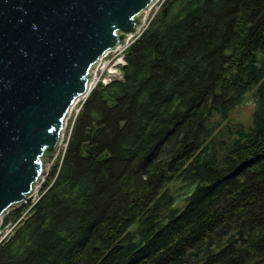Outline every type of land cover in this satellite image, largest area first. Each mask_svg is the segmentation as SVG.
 <instances>
[{
  "label": "trees",
  "instance_id": "1",
  "mask_svg": "<svg viewBox=\"0 0 264 264\" xmlns=\"http://www.w3.org/2000/svg\"><path fill=\"white\" fill-rule=\"evenodd\" d=\"M124 57L0 264H264V0H163Z\"/></svg>",
  "mask_w": 264,
  "mask_h": 264
},
{
  "label": "water",
  "instance_id": "2",
  "mask_svg": "<svg viewBox=\"0 0 264 264\" xmlns=\"http://www.w3.org/2000/svg\"><path fill=\"white\" fill-rule=\"evenodd\" d=\"M158 0H0V222L30 203L100 57Z\"/></svg>",
  "mask_w": 264,
  "mask_h": 264
},
{
  "label": "built area",
  "instance_id": "3",
  "mask_svg": "<svg viewBox=\"0 0 264 264\" xmlns=\"http://www.w3.org/2000/svg\"><path fill=\"white\" fill-rule=\"evenodd\" d=\"M163 0H158L151 8L150 10L147 12L145 18H144V24L140 27V30L138 31L137 34L135 35H131L128 39V42L126 45L123 46H117L115 49L108 51L107 53H105L104 55H102L100 57V61L95 69L94 72V76L93 79L90 83V89L89 92L97 87L98 85H105L108 84L109 82H111L114 79L120 78L121 73H120V68L125 65V50L126 48L142 33V31L146 28V26L148 25V22L151 20V18L154 16V14L157 12V10L160 8L161 4H162ZM151 12V14H150ZM150 14V15H149ZM111 55V57H109ZM109 57V58H108ZM110 65V68H108L105 72L104 67ZM89 92L83 96L80 97L74 104V106L72 107L73 111H74V115L71 121V124L69 126L68 132H67V136H63L61 145H63L62 150H61V154H60V159L63 156V153L65 151L66 145H67V140L69 138V133L71 130V125L73 123V120L76 116V114L78 113V111L80 110L82 103L84 102V100L86 99L87 95L89 94ZM77 105V107H76ZM58 154V155H59ZM48 174V173H47ZM46 174V175H47ZM45 175V177H46ZM45 177L43 178L42 182L39 184V186H41L40 188H38L36 186V195L35 198L32 199V201L30 203H23L25 204L26 210H24L22 212V214L20 215V217L15 220L14 222H9L5 225H2V220L0 222V242L5 239L9 234H11L12 228L16 226V224L20 221L21 218L24 217V215L27 213V211L34 205V203L38 200V198L40 197L39 193L41 191L43 182L45 180ZM2 225V226H1Z\"/></svg>",
  "mask_w": 264,
  "mask_h": 264
},
{
  "label": "rangeland",
  "instance_id": "4",
  "mask_svg": "<svg viewBox=\"0 0 264 264\" xmlns=\"http://www.w3.org/2000/svg\"><path fill=\"white\" fill-rule=\"evenodd\" d=\"M150 14H151V12H150ZM109 57H111V55ZM108 68H110V65H107L104 67L105 72ZM76 107H77V105H76ZM253 108H254V100L250 95H247V97L245 98L243 103L236 107V110L234 111V113L232 115L236 120L241 121L245 124H249L251 122V112L253 111ZM73 115H74V111L72 109L70 112V116L68 118V120L70 119L69 124L72 121ZM68 120H67V122H68ZM66 130L67 129L65 128L64 129V135L66 134ZM67 132H68V130H67ZM62 147H63V145L60 146L59 153L61 152ZM37 187L40 188L41 186L37 185Z\"/></svg>",
  "mask_w": 264,
  "mask_h": 264
},
{
  "label": "bare ground",
  "instance_id": "5",
  "mask_svg": "<svg viewBox=\"0 0 264 264\" xmlns=\"http://www.w3.org/2000/svg\"><path fill=\"white\" fill-rule=\"evenodd\" d=\"M90 92H91V91H90ZM73 106H74V105H73ZM73 106H72V107H73ZM71 110H72V109H71ZM70 112H71V111H70ZM69 116H70V115H69ZM68 118H69V117H68ZM67 120H68V119H67ZM67 120H66V126H67ZM66 126H65V128H66ZM63 136L65 137V135H64V131H63ZM57 156H58V155H57ZM55 159H56V158H55ZM53 162H54V161H53ZM50 166H51V165H50ZM50 166H49V168H50ZM49 168H48V170H49ZM47 173H48V171H47ZM9 210H10V209H9ZM4 214H5V213H4ZM2 216H3V215H2ZM1 220H2V217H1ZM14 228H15V227L12 228L11 233L13 232Z\"/></svg>",
  "mask_w": 264,
  "mask_h": 264
}]
</instances>
